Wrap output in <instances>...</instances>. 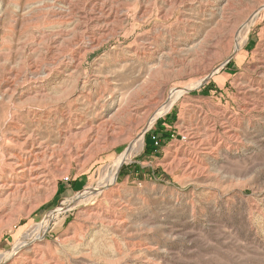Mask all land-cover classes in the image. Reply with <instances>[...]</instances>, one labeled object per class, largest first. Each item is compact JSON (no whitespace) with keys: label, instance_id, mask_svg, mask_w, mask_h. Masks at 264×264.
<instances>
[{"label":"rangeland","instance_id":"374dc122","mask_svg":"<svg viewBox=\"0 0 264 264\" xmlns=\"http://www.w3.org/2000/svg\"><path fill=\"white\" fill-rule=\"evenodd\" d=\"M0 178V264H264V0H0Z\"/></svg>","mask_w":264,"mask_h":264},{"label":"bare ground","instance_id":"6f19581e","mask_svg":"<svg viewBox=\"0 0 264 264\" xmlns=\"http://www.w3.org/2000/svg\"><path fill=\"white\" fill-rule=\"evenodd\" d=\"M184 91V89H180L175 91V97H177V95L179 96L180 93H182ZM173 98V99H174ZM173 99L171 100V102L168 104V106L172 105ZM169 108V107H168ZM156 115L151 117V120L149 122V125L152 124V122L155 120ZM143 135H139L136 138V141H138L140 144L143 143ZM24 143L28 144V140L24 139ZM134 143V142H133ZM37 144V143H36ZM135 144V143H134ZM31 146H26V152L23 154L21 153V155H25L24 158L20 157V154H18L19 152H13L10 158V166L11 168H9L8 172L5 173L2 182L5 185V190L6 192H15L16 189L18 190L19 188L21 189L22 187H26L30 182L36 183L35 181H37V178L40 176H35L32 177L33 175V163H30L31 160L35 159L36 157V151L37 149L34 148V146L32 144H30ZM135 146V145H134ZM25 147V146H24ZM131 148V145H130ZM134 149V148H133ZM128 151L129 149H127V151L125 153H123L117 161H115V165L113 167V169L111 170V172L109 173V181L108 184L106 185H111L114 186V184L116 183V178H117V171H118V167L121 165V163L126 160L128 158ZM131 151V150H130ZM8 154V153H7ZM14 154V155H13ZM39 158V157H38ZM40 160V159H39ZM9 162V161H8ZM36 163V161L34 162ZM113 163V164H114ZM39 164V163H38ZM7 165V164H6ZM37 166V165H35ZM38 167V166H37ZM40 168V167H39ZM50 168V167H49ZM112 168V167H111ZM6 169V168H5ZM36 170V169H35ZM34 170V171H35ZM40 171V170H39ZM39 174V173H37ZM40 178V177H39ZM1 179V178H0ZM40 181V180H39ZM42 182V181H41ZM103 183V182H102ZM31 184H29L28 186H30ZM34 185V184H33ZM31 185V186H33ZM30 186V187H31ZM104 186V185H102ZM105 187V186H104ZM27 188V187H26ZM25 188V189H26ZM29 188V187H28ZM13 194V193H12ZM72 203V202H71ZM70 204V203H69ZM93 212V211H92ZM53 215V213H51L49 216L51 217ZM50 220L47 218L45 219L44 222H40L36 225V231H38V234L36 235V239H40V237L43 235L44 231L46 230L47 226H48V222ZM35 239V240H36ZM30 243V242H29ZM33 243V242H32ZM31 243V244H32ZM35 243V242H34ZM19 249H21V246L16 247V250L18 251ZM15 250V249H14ZM16 252V251H15ZM11 254V253H10ZM9 257V256H8ZM7 258V257H6Z\"/></svg>","mask_w":264,"mask_h":264}]
</instances>
